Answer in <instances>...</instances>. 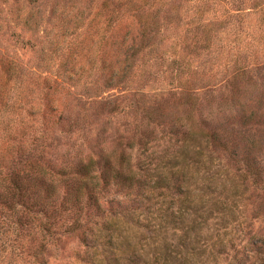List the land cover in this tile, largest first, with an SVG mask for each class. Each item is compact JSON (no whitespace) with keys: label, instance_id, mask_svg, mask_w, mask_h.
I'll use <instances>...</instances> for the list:
<instances>
[{"label":"rangeland","instance_id":"374dc122","mask_svg":"<svg viewBox=\"0 0 264 264\" xmlns=\"http://www.w3.org/2000/svg\"><path fill=\"white\" fill-rule=\"evenodd\" d=\"M18 146L38 193L108 161L184 171L194 200L176 176L144 211L107 187L42 264H264V0H0V157ZM122 213L113 247L88 236ZM0 238V264H28Z\"/></svg>","mask_w":264,"mask_h":264},{"label":"trees","instance_id":"16d2710c","mask_svg":"<svg viewBox=\"0 0 264 264\" xmlns=\"http://www.w3.org/2000/svg\"><path fill=\"white\" fill-rule=\"evenodd\" d=\"M24 149L20 146L15 150L10 148L7 152L12 156L11 159L0 157V188L2 189H0V237L5 236L3 244L7 245L12 252L17 250L18 254L27 259L28 264H42L46 247L51 249L61 240L58 233L61 227L65 226L66 221L69 224L66 225V232L71 234L76 230H83L85 226H82V216H89L87 213L89 209L93 212L102 213L101 217H106L107 214L101 211L104 203L101 201L100 195L106 193L107 187H113L112 189L116 192L119 190L121 194L126 196H134L133 208L141 209L142 201L136 199L137 195L142 196L144 191L152 194L156 192L157 197L162 198V189L168 188L163 182L166 180L168 182L173 181L172 177L176 176V181L180 183L178 187L183 189L181 192L184 195L183 203L191 206L194 202L188 196L190 194L187 192L189 189L188 184H185L186 178L179 179L181 174L183 177L186 176L184 171H178L177 175L169 171L170 176L160 174L154 182L147 178L148 174L143 179L139 173L126 172L121 162L120 164H113L108 161L103 168L98 167L95 161H90L84 165L77 164L72 173L66 169L65 175L69 174L67 176L70 179L65 178L68 181H63L62 194L51 185H49L51 188L43 187L45 190L38 193L36 190L29 189L28 184L32 181L30 180V171L28 173L17 172L14 165L13 159ZM17 157L16 159H18ZM12 165V169L9 168ZM94 169L98 175L92 174ZM3 172L6 173L2 176ZM45 176V174L40 176L41 184L46 183L47 180L52 181V175L49 176V179H46ZM67 182L68 184H66ZM37 185L39 184L37 183ZM96 188H98V192H93ZM147 198L145 197V200ZM108 203L107 201L106 204ZM144 207L141 210L144 211ZM194 211L197 212L196 209ZM126 215V213H122L120 215L122 217L117 219V214H114L115 219L109 218L110 223L113 224L112 228L106 226V222H104L101 224V228H95V231L89 230L88 236L93 239H105V245L113 247V243L115 241L117 243V236L121 234V229L115 225L119 222L118 220H123V218L126 220L125 218H128ZM3 222L4 224L7 222V226L2 225ZM102 232L105 233L102 235ZM123 237L127 239L128 235ZM95 254L96 251H92L90 257H94ZM112 258L111 263L108 264H120L118 256ZM153 262L159 264L157 258Z\"/></svg>","mask_w":264,"mask_h":264}]
</instances>
